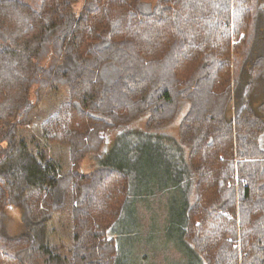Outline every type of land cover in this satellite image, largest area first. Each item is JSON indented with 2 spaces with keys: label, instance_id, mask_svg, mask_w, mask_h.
<instances>
[{
  "label": "trees",
  "instance_id": "obj_1",
  "mask_svg": "<svg viewBox=\"0 0 264 264\" xmlns=\"http://www.w3.org/2000/svg\"><path fill=\"white\" fill-rule=\"evenodd\" d=\"M77 1L0 0V264H65L47 233L68 200L69 264H116L133 177L103 165L108 139L145 118L149 140L182 105V240L199 264H264V0ZM55 88L67 103L42 133L68 150L62 176L19 136Z\"/></svg>",
  "mask_w": 264,
  "mask_h": 264
},
{
  "label": "rangeland",
  "instance_id": "obj_2",
  "mask_svg": "<svg viewBox=\"0 0 264 264\" xmlns=\"http://www.w3.org/2000/svg\"><path fill=\"white\" fill-rule=\"evenodd\" d=\"M22 1L35 7L41 0ZM80 5L81 0H78L74 6L76 11ZM244 94L243 87L240 93H235L231 105L232 117L236 116ZM66 103L65 89L42 91L40 103L19 130V136L38 160L44 165L51 163L59 176L69 169L68 150L48 144L42 133V125ZM186 110L187 106L182 105L173 123L163 131L154 132L151 137L146 135L149 140L143 138L147 134L144 129L145 118L132 128L113 133L108 139L103 165L126 166V171L133 177V192L130 193L127 210L115 226L116 232L111 234L117 243L116 264H199L195 253L182 240L179 228L182 225V209L187 200L184 199L186 180L183 165L176 159L184 151L177 147L175 140ZM162 144L166 147H162ZM262 144L264 146V137ZM100 166L101 162L87 158L80 169L87 173ZM7 213L8 232L18 233L20 211L12 208L7 209ZM70 217L71 201L68 200L63 212L53 216L47 233L49 249L60 255L65 264L71 262Z\"/></svg>",
  "mask_w": 264,
  "mask_h": 264
}]
</instances>
